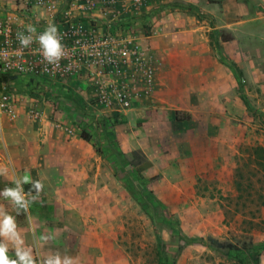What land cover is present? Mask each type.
<instances>
[{"label": "rangeland", "instance_id": "obj_1", "mask_svg": "<svg viewBox=\"0 0 264 264\" xmlns=\"http://www.w3.org/2000/svg\"><path fill=\"white\" fill-rule=\"evenodd\" d=\"M147 21L141 19L140 24ZM4 89L12 95V109L1 119L29 123L26 133L34 142L27 148L42 153L43 168L27 173L32 180H42L44 188L26 214L17 215L3 198L0 205L16 216L26 243L40 256L59 251L79 257V264H262L264 172L256 167L254 150L264 146V111L252 106L249 116L237 117L230 130L221 128L228 140H246L228 148L234 175H225L229 181L221 184L203 181L195 174L191 152L183 145L177 150L173 138L183 129L172 124L167 110L162 115L153 111L150 126L143 118L130 124L124 113L88 105L91 97L82 89L73 93L62 86L53 94L52 89L36 94L23 78L0 84ZM39 98L49 107L36 119L31 107ZM45 120L53 134L50 143L33 125ZM82 132L90 135L89 142ZM144 133L150 135L152 150L146 173L132 165L134 146L124 139ZM222 157L211 160L220 172L226 168ZM0 166L8 168L7 175H0V190L26 173L19 174L7 158H0ZM23 187L25 193L32 191L31 184ZM33 226L35 237L54 238L37 249ZM209 237L241 250L219 251L208 244ZM9 255L14 258L11 248Z\"/></svg>", "mask_w": 264, "mask_h": 264}, {"label": "crops", "instance_id": "obj_2", "mask_svg": "<svg viewBox=\"0 0 264 264\" xmlns=\"http://www.w3.org/2000/svg\"><path fill=\"white\" fill-rule=\"evenodd\" d=\"M145 1L140 12L132 0H119L117 7L107 8L106 13L98 10L93 15L94 24L101 32L105 31L106 23L114 22L115 13L122 8H127L125 16L136 17L139 23L131 37L142 48V64L128 69L126 83L131 107L123 113L130 124L135 118H143L150 126L154 121L153 111L160 110L157 114L161 115L169 111L172 124L183 129L178 131L173 143L177 150L183 145L191 152L189 158L195 162V174L203 181L227 183L235 168L228 166L234 160L228 148L246 140L242 137L228 140L221 128L230 130L237 117L249 116L252 106L264 111V0ZM17 3L18 0H0V17L15 10ZM68 7V0H63L59 13ZM39 15L46 17L41 12ZM84 19L90 20L89 16ZM141 19L148 21L141 25ZM150 27L157 30V35H150ZM76 84L85 95L89 93L86 78ZM57 88L62 90V86ZM57 88H52V94ZM242 94L248 99L249 107L242 101ZM41 100L36 101L49 107L45 98ZM177 112L181 120L177 119ZM33 125L39 126L45 141H53L46 120ZM28 127L27 122L14 124L0 120V158L11 160L19 174L22 170L39 172L43 168L42 153L27 148L30 141L34 142V138L27 136ZM124 139L132 141L131 154L140 151L146 157L137 166L146 173L152 155L150 135ZM21 156L26 160L19 161ZM221 156L226 165L222 172L211 163ZM225 175L229 179L224 180Z\"/></svg>", "mask_w": 264, "mask_h": 264}, {"label": "built area", "instance_id": "obj_3", "mask_svg": "<svg viewBox=\"0 0 264 264\" xmlns=\"http://www.w3.org/2000/svg\"><path fill=\"white\" fill-rule=\"evenodd\" d=\"M62 1L18 0L15 10L0 17V77L26 79L34 92L42 95L57 86L77 93L80 88L76 82L86 78L87 95L91 97L88 105L123 113L131 107V93L126 83L128 69L142 64V48L131 37L139 27L137 18L125 16L127 8L119 9L114 22L106 23L105 31L101 32L94 24L93 15L98 10L106 13L107 8L117 7L119 0H68V9L60 14ZM132 3L140 12L146 1L132 0ZM85 16L90 20L84 19ZM50 23L58 26L65 49L66 58L60 60L56 69L43 61L35 39ZM28 25L36 29L33 43L18 53L21 46L16 34L28 35ZM150 35H157V30L150 27ZM11 98L8 91L0 90V120L3 112L12 109ZM43 109L37 102L31 107L36 119Z\"/></svg>", "mask_w": 264, "mask_h": 264}, {"label": "clouds", "instance_id": "obj_4", "mask_svg": "<svg viewBox=\"0 0 264 264\" xmlns=\"http://www.w3.org/2000/svg\"><path fill=\"white\" fill-rule=\"evenodd\" d=\"M26 31L28 35L24 32L16 34V39L21 46L17 49L18 53H22L24 48L30 47L33 43L35 27L28 25ZM35 39L40 45L43 61L53 65V69L58 68L60 60L66 58L58 26L50 23L42 34L35 36ZM7 174L8 168L0 166V175ZM12 183L13 186L0 190V198L8 201L15 208L17 215L26 214L30 205L39 198L44 184L42 180H32L27 172L21 177H16ZM24 184H31L32 191L25 193ZM26 219L31 224V217L26 216ZM31 230L35 237V226ZM22 231L18 226L16 216L10 214L4 205H0V264H79V257L62 254L59 251L40 256L38 251H34L33 245L26 243ZM53 238L47 235L35 237L36 248L40 247L41 242L47 244ZM10 248L14 251V258L9 255Z\"/></svg>", "mask_w": 264, "mask_h": 264}, {"label": "trees", "instance_id": "obj_5", "mask_svg": "<svg viewBox=\"0 0 264 264\" xmlns=\"http://www.w3.org/2000/svg\"><path fill=\"white\" fill-rule=\"evenodd\" d=\"M218 3L221 4L220 1H218ZM240 77H241V74L239 73V78ZM15 80H16L15 77L1 76L0 77V84L10 83V82H13ZM239 81H240V89H242V79H239ZM241 99L244 102V104L247 107H249V101L246 98V96H244L242 94ZM177 119L181 120L180 112H177ZM81 137H82V139H84L87 142H89L91 140L90 135L87 134L86 132H82ZM131 155H132V165L133 166L141 165L146 159V157L140 151H134V152H132ZM254 155H255L256 167H258L260 169L259 170L260 172L261 171L264 172V146H257L254 150ZM208 244L211 247H213L219 251H223V252H227V253H229L230 251H240L241 250L237 244H232L230 242H222V241L215 239L213 237L208 238Z\"/></svg>", "mask_w": 264, "mask_h": 264}]
</instances>
